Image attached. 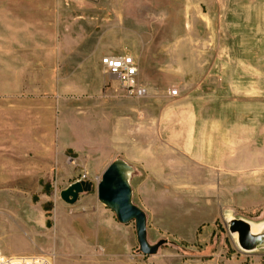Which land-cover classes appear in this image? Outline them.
<instances>
[{
	"label": "rangeland",
	"instance_id": "374dc122",
	"mask_svg": "<svg viewBox=\"0 0 264 264\" xmlns=\"http://www.w3.org/2000/svg\"><path fill=\"white\" fill-rule=\"evenodd\" d=\"M109 53L135 56L148 97L125 96ZM115 156L167 240L118 264H264L229 225L264 232V0H0V256L107 264L71 227L86 206L59 203Z\"/></svg>",
	"mask_w": 264,
	"mask_h": 264
},
{
	"label": "water",
	"instance_id": "95a60500",
	"mask_svg": "<svg viewBox=\"0 0 264 264\" xmlns=\"http://www.w3.org/2000/svg\"><path fill=\"white\" fill-rule=\"evenodd\" d=\"M132 171V165L126 160L116 158L108 164L97 183L92 180H77L61 191V197L64 201L74 204L80 194L95 191L99 201L110 208L121 223H135L141 252L153 255L167 240L161 239L156 243L149 241L147 212L133 200V187L130 182ZM229 225L231 232L238 234L243 249L254 250L264 243V232H253L249 221L234 218L230 220Z\"/></svg>",
	"mask_w": 264,
	"mask_h": 264
},
{
	"label": "crops",
	"instance_id": "0c3cea01",
	"mask_svg": "<svg viewBox=\"0 0 264 264\" xmlns=\"http://www.w3.org/2000/svg\"><path fill=\"white\" fill-rule=\"evenodd\" d=\"M140 80L143 82V80L141 79V73ZM118 157L119 156H115L111 160H108L106 163L102 164L103 171L113 159H116ZM99 159L103 160L107 159V157L105 158L104 156H101ZM122 159L126 160L125 158ZM206 197L207 199H210L213 204L214 197L212 195H207ZM63 202L64 204L59 203V206L62 208V211L63 209H65L66 201ZM77 202L79 206H86L88 210L86 212H79L76 218L72 217L70 219L72 222V229L75 230L76 226L74 225V222L77 219L79 220V222L81 221L77 226V230L80 232L79 238L84 239L86 241V245L88 248L91 247V243H89V240H94L98 243H102L103 245H105L104 247L106 248V255L104 254V256L101 257L102 262L107 264H118L120 260L117 256L119 254L125 253L135 245L137 238L136 230L129 223H121L117 219L116 214L110 208H108L106 205L99 201L97 195H90L88 193L81 194ZM62 211L61 215H64V212ZM196 229L197 228L193 226L191 229L187 230V232H179V236L183 238L191 237L190 239H192L194 236V240L192 241L194 242L196 241V234L198 232ZM83 233H85V236H83ZM149 235L150 232L148 233V238ZM196 264L208 263H203V261H197Z\"/></svg>",
	"mask_w": 264,
	"mask_h": 264
},
{
	"label": "built area",
	"instance_id": "2783aa9c",
	"mask_svg": "<svg viewBox=\"0 0 264 264\" xmlns=\"http://www.w3.org/2000/svg\"><path fill=\"white\" fill-rule=\"evenodd\" d=\"M101 64L117 79L118 86L125 96L142 99L150 95V88L140 80V64L135 56L109 53L102 57ZM168 94L176 97L179 95V90L177 87H170ZM89 179L86 174H83L79 180ZM0 264H55V257L53 254L3 255L0 256Z\"/></svg>",
	"mask_w": 264,
	"mask_h": 264
},
{
	"label": "bare ground",
	"instance_id": "6f19581e",
	"mask_svg": "<svg viewBox=\"0 0 264 264\" xmlns=\"http://www.w3.org/2000/svg\"><path fill=\"white\" fill-rule=\"evenodd\" d=\"M257 229H260V227H258V226H253V224H252V230H253V232L257 233V232H256Z\"/></svg>",
	"mask_w": 264,
	"mask_h": 264
}]
</instances>
